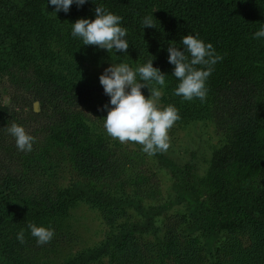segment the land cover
<instances>
[{"label": "trees", "instance_id": "trees-1", "mask_svg": "<svg viewBox=\"0 0 264 264\" xmlns=\"http://www.w3.org/2000/svg\"><path fill=\"white\" fill-rule=\"evenodd\" d=\"M97 6L123 17L127 53L82 45L71 35V23L95 19ZM52 11L47 0H0V69L20 62L21 73L22 66L36 64L42 113L82 108L107 115L106 94L99 78L83 66L91 61H84L83 55L134 68L155 57L154 67L167 75L166 85L176 88L179 81L171 75L168 45L181 47L183 36L199 33L223 59L207 81L206 100L199 101L200 106H182L184 99L177 96L176 106L182 107L183 117L205 114L222 132L224 143L213 150L204 175L194 180L188 173V181L184 170L169 163L176 195L168 205L185 202L186 210L166 215L160 224L168 205L145 208L139 206L140 198L82 189L76 182L43 190L38 200L28 199L23 177L2 167L7 126L17 122V114L0 99V264H35L42 255L53 257L50 264H264V38H254L264 27V0H89L82 7L73 4L68 13L56 16ZM145 17H151L155 27L144 28ZM45 58L54 69L41 63ZM73 118L87 137L90 126ZM83 140L77 133L73 144L79 173L119 181L126 167L122 159L113 157L101 138L93 146ZM80 202L99 210L113 229L86 257L61 251L71 236L62 229L64 217ZM44 215L51 218L49 223L41 222ZM30 223L52 227L53 239L38 245ZM21 229L23 243L17 239Z\"/></svg>", "mask_w": 264, "mask_h": 264}, {"label": "rangeland", "instance_id": "rangeland-1", "mask_svg": "<svg viewBox=\"0 0 264 264\" xmlns=\"http://www.w3.org/2000/svg\"><path fill=\"white\" fill-rule=\"evenodd\" d=\"M55 49L59 46L53 45ZM83 60H91L83 63L90 75L97 79L113 61L100 62L101 56L83 55ZM45 58L41 63L46 67L54 69L52 64ZM57 61H59L57 59ZM97 62V63H95ZM114 62H119L114 60ZM39 63V61L37 62ZM66 60L62 67L66 64ZM15 62L6 69H0V99L12 107L17 114L18 124H22L27 132L36 139L31 152H21L17 149L15 138L8 132L4 142V152L1 156L4 165L11 168L14 175L23 177L25 193L28 199L38 200L41 191H54L59 187H68L78 183L80 188L90 187L97 191H105L114 194H123L129 197L140 198L139 206L145 208H158L168 205L176 195L175 177L171 172L169 163H173L185 171V178L190 181L196 177L203 176L209 166L212 152L224 143L223 134L214 124L207 119L202 112L184 116L182 107L176 106L175 88L165 85L162 89L163 95L160 100L162 106L175 105L179 110L180 119L177 120L169 130L170 147L166 152H158L154 156H148L135 142L120 143L111 138L103 128V118L89 112L86 109H74L64 112L50 110L42 113V106L37 99L39 93V70L33 62L22 66ZM46 71V68H44ZM66 71V70H65ZM67 75L68 72L66 71ZM159 87V86H157ZM104 90V89H103ZM145 96L149 95L147 88L142 89ZM109 102L110 97L106 95ZM196 102V104L191 102ZM199 99L191 101L182 100V106H200ZM186 104V105H184ZM78 116L86 121L91 130L87 137L83 134L81 127L74 120ZM85 129L84 126H82ZM79 134V140L84 145L93 146L100 141L106 142L109 153L113 157L122 159L126 167L121 170L119 181L111 183V180L90 179L79 173L75 165V136ZM188 173L189 176L188 177ZM132 212H137L130 206ZM186 203H171L168 205L166 214L159 216L158 223L165 220L166 215L175 216L184 213ZM64 217L62 229L71 232L66 238L63 253H80L86 257L89 251L97 248L110 233V224L104 215L85 203H76ZM51 218L44 215L41 222L49 223ZM63 221V220H62ZM93 249V250H94ZM53 257L42 255L34 259L35 264H50ZM107 261L104 262L106 264ZM157 264H162L157 261Z\"/></svg>", "mask_w": 264, "mask_h": 264}, {"label": "clouds", "instance_id": "clouds-1", "mask_svg": "<svg viewBox=\"0 0 264 264\" xmlns=\"http://www.w3.org/2000/svg\"><path fill=\"white\" fill-rule=\"evenodd\" d=\"M88 2L89 0H47V4L54 6L52 12L56 16L61 11L68 13L73 4L82 7ZM122 21L123 17L120 15L97 6L95 19L80 18L71 23V35L80 39L82 45L98 46L109 53H127L130 45L128 30L122 26ZM143 26L155 27L151 17L144 18ZM254 38H264V27L254 33ZM179 44L181 47L169 44L167 48L168 62L174 66L171 75L179 81L174 94L184 100L199 99L204 102L208 95L207 81L215 65L223 57L199 33L183 36ZM154 59L155 57L135 68L125 62L113 61L99 77L104 93L110 97L109 102L103 106V110L107 111L103 118L104 130L120 143H138L148 156L169 149V130L180 119L175 105L160 104L167 75L154 67ZM145 88L149 91L147 97L142 91ZM7 132L15 138L19 151L33 150L36 138L22 124L12 123L7 126ZM28 229L38 245L49 243L55 235V230L50 226L30 223ZM17 239L24 242L25 230L21 229Z\"/></svg>", "mask_w": 264, "mask_h": 264}]
</instances>
